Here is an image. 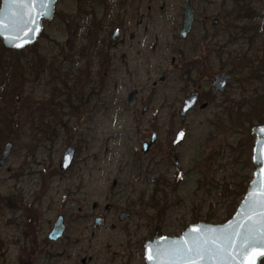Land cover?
I'll list each match as a JSON object with an SVG mask.
<instances>
[{"label":"rangeland","instance_id":"1","mask_svg":"<svg viewBox=\"0 0 264 264\" xmlns=\"http://www.w3.org/2000/svg\"><path fill=\"white\" fill-rule=\"evenodd\" d=\"M97 1L90 17L91 4L83 11L78 0H57L53 19L44 22L35 44L23 50L8 49L0 40V59H9L1 73L13 65L25 77L16 91V127L0 147L1 154L7 142L13 143L0 170V264H146L147 241L180 236L199 222L225 223L253 179L251 129L262 123L242 126L231 106L242 98L251 100L264 122V67L262 73H252V80L258 78L251 85V70L242 58L257 50L256 42L248 41L253 28L264 37V0H253L258 17L247 13L248 0L194 2L195 21L185 40L179 38L185 0ZM76 23L92 36L87 38L85 30L75 39ZM242 31L247 34L239 35ZM231 42L238 45L225 49ZM87 46L90 50L84 51ZM100 50L108 54L103 62L97 57ZM228 50L234 67L227 65L232 60L219 59L227 58ZM70 52L77 54L75 69L84 71L78 83L65 81ZM45 56L51 68L44 66ZM223 72L233 79L213 98L212 81ZM134 87L138 108L127 104ZM198 88L208 107H197L181 119L184 97ZM55 89L60 91L53 112L45 111L42 133L35 103L48 100ZM143 105L150 106L145 115ZM180 128L187 138L175 151L177 169L165 157L173 147L172 133ZM153 132L159 133L157 146L143 155L141 145ZM69 145L76 146L77 155L61 175L60 161ZM95 203L99 208L86 220ZM109 204L115 208L108 211ZM122 211L133 216L120 222ZM61 214L67 223L64 238L42 249L35 263L33 246L47 241ZM98 216L104 224L94 229Z\"/></svg>","mask_w":264,"mask_h":264},{"label":"water","instance_id":"2","mask_svg":"<svg viewBox=\"0 0 264 264\" xmlns=\"http://www.w3.org/2000/svg\"><path fill=\"white\" fill-rule=\"evenodd\" d=\"M185 0L180 39H186L192 31L195 21L194 2ZM57 0H2L0 8V40L4 46L12 50H23L35 44L44 22L51 21L55 14ZM47 13V14H45ZM31 29L29 32L28 30ZM120 34L117 28L113 34L116 39ZM29 42L22 47L14 46ZM231 75L220 74L213 81L215 93L225 92ZM138 89L132 88L128 93L130 107L137 105ZM199 100V93L193 92L185 97L180 116L185 118ZM206 108V104L200 106ZM147 107L144 108V111ZM255 145L252 162L256 166L253 179L244 199L239 204L233 216L222 224L199 222L190 225L180 236H157L145 244L144 258L146 264H262L264 259V124L251 129ZM184 138L180 131L176 143ZM145 142L141 151L147 153L155 142ZM13 149V143L7 142L0 154V170L7 164ZM77 154L74 145L66 147L59 165L60 174H66L73 166ZM131 214L121 213L119 218L124 220ZM97 224H102V218H97ZM66 231L63 216H59L48 236L49 241L57 242ZM255 238L258 244L245 237Z\"/></svg>","mask_w":264,"mask_h":264},{"label":"trees","instance_id":"3","mask_svg":"<svg viewBox=\"0 0 264 264\" xmlns=\"http://www.w3.org/2000/svg\"><path fill=\"white\" fill-rule=\"evenodd\" d=\"M79 2V9L80 10H86L87 9V5L91 4V11L88 12L87 11V16L92 17L93 14L96 11V7L99 6V2L97 0H78ZM247 2V1H246ZM250 3V4H249ZM254 1L253 0H248L247 2V13L248 14H254V17H258V8L253 5ZM81 11V12H83ZM80 18V17H79ZM85 30L87 31V38H90L92 36V31L89 30V28L85 27L83 28V26L80 27V23H76V30H74V32H72V36L75 37V39L80 35V33H82V31L85 32ZM254 32L251 31L250 38L248 39V41L250 42L249 44L255 43L258 45L256 52L252 51H248V54H244L243 55V59L245 61V64H247L251 70V75H250V79L252 81L251 85H254L255 83H253V80L257 81L258 77H255L252 80V73H262V67H264V37H260L261 35V31L260 30H255L253 28ZM237 32V31H236ZM244 33L246 32H240L238 33L239 35H244ZM237 34V35H238ZM247 34V33H246ZM231 36L236 37L235 34L230 33ZM249 36V35H248ZM235 42L238 41V39H234ZM98 41V39H97ZM244 41V39H242V41H240L242 44V42ZM232 45H238L237 43L235 44L234 42H231L229 45L226 46L225 49L232 47ZM253 45V44H252ZM95 46V44H94ZM250 49V48H249ZM248 49V50H249ZM88 51L89 47L87 46V49L84 48V51ZM13 52V51H11ZM105 50H100L98 53V58L102 60V62L104 61V59L106 57H108V54L105 53ZM234 52V51H233ZM239 52V51H237ZM228 53L230 55H226L227 58H224V56L219 57L220 61H224V60H232L231 64H227V65H232L234 67V62L233 59H231L230 57H233V53L232 51ZM76 53L75 52H70L68 54L69 58L68 60L72 63V66L69 65L67 67V80L65 81H75L78 83L80 79H82V74L84 73V71L82 70V67L79 69H75V64H76ZM240 54V53H239ZM67 56V57H68ZM89 56H92L91 54H89ZM230 56V57H229ZM66 57V58H67ZM88 57V56H87ZM44 58V62L46 68H51V66L47 63V57H43ZM236 60H239V58L235 57ZM9 59L5 58V59H0V62L2 64V66H0V147L1 145L6 142L8 140V137L11 136V132L13 130V128L16 127V123H17V119L16 117H18L19 114V110L16 106V91L18 90V88L24 84L25 80H23V78H25L24 76L22 77V75H18L17 71H16V67L11 65L8 68V71L6 72H2V68H4L5 65L8 64ZM43 62V63H44ZM91 67V63L87 62V71L88 69ZM64 81L65 85L66 82ZM60 91V89H55L51 95V97L48 100L45 101H36L35 104H39L38 110L40 111L41 115L39 116V121H40V128H41V132L45 133L46 130L44 129L46 122H45V116L46 113L45 111H51L52 110V106L55 103V99L57 96V93ZM260 98V97H259ZM257 98L256 102H260V100L262 98H264V96H261V99ZM244 104V107L241 105ZM258 105V104H257ZM35 112V110H37V108H32ZM258 108L256 106L251 105V100L246 101L245 98H242L238 101H235L232 106H231V110L232 112L236 113V115L239 117V121L240 119L241 121V125H248V126H252L255 123H264L262 122L261 119L258 118V111H256ZM261 112V111H260ZM243 118V119H242ZM9 141V140H8ZM223 195H225V193H223ZM242 194H238L236 195L237 198L239 196H241ZM243 196V195H242ZM145 195H144V199H145ZM14 198L10 197L8 200L11 202ZM152 200L155 201V196L152 194L151 198ZM158 202V201H156ZM264 262V260L262 261V263Z\"/></svg>","mask_w":264,"mask_h":264},{"label":"flooded vegetation","instance_id":"4","mask_svg":"<svg viewBox=\"0 0 264 264\" xmlns=\"http://www.w3.org/2000/svg\"><path fill=\"white\" fill-rule=\"evenodd\" d=\"M184 15V14H183ZM214 23H216L217 24V22H214ZM182 28V27H181ZM192 29H193V27H192ZM192 32V31H191ZM190 32V33H191ZM190 35V34H189ZM188 35V36H189ZM188 38V37H187ZM186 38V39H187ZM113 39V38H112ZM115 40V39H114ZM182 40H185V39H182ZM94 46V45H93ZM90 50V49H89ZM92 50H95V48H93ZM185 60H186V58H184V60H183V63H185ZM172 62H173V64L174 63H176V58H173V60H172ZM182 67H187V66H184V65H182ZM186 69V68H185ZM184 73H191V69L190 70H188L187 72L186 71H184ZM220 74H227V73H220ZM219 74V75H220ZM218 75V76H219ZM227 75H231V80L233 79V75H232V73H228ZM217 77V76H216ZM215 77V78H216ZM214 78V79H215ZM214 79H213V81H214ZM230 80V81H231ZM161 81H166V78L165 77H163L162 79H161ZM213 81H212V88H213V98L215 97V96H217L218 94H222V93H215V91H214V87H213ZM230 81L228 82V85H229V83H230ZM157 85V83H155L154 84V86H156ZM228 85H227V87H228ZM137 88V87H136ZM138 89V88H137ZM227 89V88H226ZM198 92L199 93V100H198V103H197V105L193 108V109H191V111H189V113L190 112H192L194 109H196L197 107H199L200 108V106L202 105V104H206V108L208 107V103H206V102H203V103H201L202 102V95H201V91H200V88H198V89H194V90H192L189 94H191V93H193V92ZM226 91V90H225ZM224 93V92H223ZM189 94H187L186 96H188ZM138 95H139V90H138V94H137V100H138V103H137V105H135V106H133V107H130L129 106V104H128V100H127V104H128V106L130 107V108H138L141 104H140V101H139V98H138ZM185 96V97H186ZM185 97H184V99H185ZM127 98H128V96H127ZM183 104H184V100H183V102H182V107H183ZM145 107H147V110L146 111H144V108ZM182 107H181V109H182ZM205 108V109H206ZM181 109L179 110V112H178V115H179V117L181 118V119H186L187 117H188V115H189V113H188V115L185 117V118H182L181 116H180V111H181ZM201 109V108H200ZM205 109H201V110H205ZM150 111V106L149 105H143L142 106V114L143 115H145V114H147L148 112ZM180 131H184V138L180 141V142H178V143H176V140H177V136H178V134L180 133ZM252 132V131H251ZM154 135H156V140H155V142L150 146V148H149V151L147 152V153H143L142 151H141V148H140V152H141V154H143V155H145V154H148V153H150V152H153L154 150H155V148H156V146H157V143H158V139H159V133L158 132H153V134H152V136H151V138H150V140L147 142V143H149L150 144V142L152 141V138H153V136ZM172 135H174L175 136V138H174V140H173V147L171 148V151H169L168 150V153H167V156L165 157V161H172L173 163H174V167L175 168H177V169H179L180 168V162H179V155L178 154H176V149L177 148H180L182 145H183V143H184V141L186 140V138H187V132L184 130V129H182V128H180V129H178V131L177 132H173L172 133ZM145 143V142H144ZM143 143V144H144ZM142 144V145H143ZM142 145H141V147H142ZM77 155V154H76ZM158 165V164H157ZM60 173V172H59ZM62 175V174H61ZM64 175V174H63ZM117 185V181H114V186H116ZM99 208V204H97V203H95L93 206H92V209H89V211L87 210V218H86V220H89V219H91L93 216V212L95 211V210H97ZM113 208H115V205H111V204H109V205H107L106 206V209L108 210V211H110V210H112ZM121 213H126V214H131L129 217L127 216V217H125V219L124 220H126V219H128V218H131L132 216H133V213L132 212H127V211H122V212H120V214ZM120 214L118 215V219H119V221L120 222H123L124 220H121L120 218H119V216H120ZM59 216H63L64 217V221H65V224H66V231H67V223H66V216L65 215H58L57 217H56V219L59 217ZM102 218V224H97V218ZM56 219H55V221H56ZM55 221H54V223H55ZM54 223H53V225H54ZM104 224V218L102 217V216H98V217H96L95 219H94V225H93V228L94 229H97V228H99V227H101L102 225ZM52 228H53V226H52ZM52 228H51V230H52ZM66 231H65V234H66ZM51 232V231H50ZM50 234V233H49ZM49 234H48V236H49ZM65 234H64V236H65ZM64 236L61 238V239H59L57 242H59V241H61L63 238H64ZM57 242H51V241H49V239H48V237H47V241H45V242H41V245H38L37 247H35V246H33L34 247V251H32V253L35 255L34 257L35 258H33V260H35L36 259V262L35 263H37V260H38V257L40 256L39 254H41V252H42V249H44V248H46L48 245L50 246L52 243H57ZM70 248H73L72 246H70ZM80 248V247H79ZM38 250H40V251H38ZM80 252L81 253H83V251L82 250H80ZM54 258V254H49L48 255V258ZM84 264H85V262H84Z\"/></svg>","mask_w":264,"mask_h":264},{"label":"snow or ice","instance_id":"5","mask_svg":"<svg viewBox=\"0 0 264 264\" xmlns=\"http://www.w3.org/2000/svg\"><path fill=\"white\" fill-rule=\"evenodd\" d=\"M41 4H42V6H43V4H44V0H41ZM45 14H47V13H45ZM29 32L31 31V29H29L28 30ZM29 41L28 40H23V42L22 43H17V44H15L14 46H16V47H22L24 44H26V43H28ZM245 240H246V243H248L249 241L251 242V243H253V244H258L259 243V241L258 240H256L255 238H249V237H245Z\"/></svg>","mask_w":264,"mask_h":264}]
</instances>
